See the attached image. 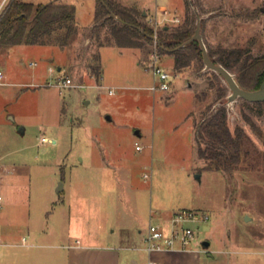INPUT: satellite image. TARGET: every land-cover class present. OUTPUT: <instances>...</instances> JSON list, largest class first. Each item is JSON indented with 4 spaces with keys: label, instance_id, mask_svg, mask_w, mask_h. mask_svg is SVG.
Instances as JSON below:
<instances>
[{
    "label": "rangeland",
    "instance_id": "1",
    "mask_svg": "<svg viewBox=\"0 0 264 264\" xmlns=\"http://www.w3.org/2000/svg\"><path fill=\"white\" fill-rule=\"evenodd\" d=\"M67 1L77 5L80 27L91 21L92 0ZM118 1L146 12L156 29L183 24L188 9L186 0ZM191 1L201 11L210 47H247L254 57L264 55V0ZM8 3L0 0V14ZM107 31V26L81 31L71 45L79 57L75 67L69 46L18 45L4 60L0 57V69L8 74L4 81L9 82L0 85V162L20 176L14 182L17 191L31 193V220L45 222L47 211L68 209L61 201L65 191H58L61 185L66 192L82 191L89 204L97 197L106 213L86 222L102 223L104 234L115 226H110L114 219L134 223L139 215L146 233L150 211L162 215L168 227L174 211L192 208L210 217L188 223L197 231L200 246L211 242L202 253L203 264H264V142L258 132L264 129V105L242 97L225 101L229 126L232 131L244 129L251 154L232 171L208 169L198 154L194 121L222 104L219 88L230 94L224 78L197 60L177 71L173 55L158 54L154 43L142 48L102 46V76L97 79L88 64L106 43ZM156 53L158 64L174 75L171 90L150 89ZM18 67L26 77L19 80L22 84H12L9 74ZM68 77L83 86L60 85ZM43 135L49 141H42ZM256 150L259 160L251 165ZM28 231L20 232L27 242ZM25 249L0 246V264H18L12 252ZM125 252L149 256L133 246Z\"/></svg>",
    "mask_w": 264,
    "mask_h": 264
},
{
    "label": "trees",
    "instance_id": "2",
    "mask_svg": "<svg viewBox=\"0 0 264 264\" xmlns=\"http://www.w3.org/2000/svg\"><path fill=\"white\" fill-rule=\"evenodd\" d=\"M97 0L94 17L95 28L107 26L106 43H101L89 60L91 75L100 79L102 63L100 48L105 45H115L119 48H142L156 44L158 53H168L174 57V68L182 71L197 60L201 67L203 62L202 48L198 40L177 48L189 39L197 26V4L186 0L187 15L183 24L162 26L158 29L151 25L146 14L135 7L123 5L118 0ZM114 13L116 17L112 15ZM203 39L210 57L222 64L233 74L238 83L247 89H255L264 79V55L254 57L247 47L219 46L210 47L204 36V19H201ZM79 34L76 20V6L63 1L36 4L27 0H9L0 14V53L19 44L56 45L61 48L70 47ZM160 41V44L154 39ZM214 75L217 72L212 71ZM212 84L210 83V86ZM222 104L211 113H204L202 120L194 121L199 142V157L206 161V167L211 170L232 171L242 164L251 154L248 135L243 128L232 131L228 123L226 88H219ZM264 105V102H253ZM210 108V107H209ZM264 142V129H258ZM204 144V145H203ZM260 153L250 160L255 165Z\"/></svg>",
    "mask_w": 264,
    "mask_h": 264
},
{
    "label": "crops",
    "instance_id": "3",
    "mask_svg": "<svg viewBox=\"0 0 264 264\" xmlns=\"http://www.w3.org/2000/svg\"><path fill=\"white\" fill-rule=\"evenodd\" d=\"M28 1V0H27ZM56 0L38 1L39 3H49ZM64 1L76 6V20L79 27V34L82 30L94 26V17L97 8V0H92L93 16L91 21L86 25H79V16L77 5L71 1ZM32 2V1H31ZM35 3V2H34ZM164 8V7H161ZM158 8V11L161 9ZM264 7L262 8V10ZM163 14V11H162ZM78 34V35H79ZM89 37V36H88ZM26 46H41V47H60L56 45H39V44H19ZM18 46V45H16ZM15 46V47H16ZM14 47V46H13ZM11 47L8 51L13 48ZM71 47V46H70ZM7 51L0 53V57L7 58ZM74 57L73 67H75L78 60L76 48L71 47ZM4 55V56H3ZM3 72V78H0V85L9 84L4 81L8 78L7 71L0 69ZM9 76L12 77V84H22L19 80L25 78V73L20 72V67L14 69ZM37 76V70L31 74L34 78ZM92 76V75H91ZM54 141V140H53ZM55 142V141H54ZM20 180L19 175L14 174V170L6 167L1 175L0 193L4 198V206L0 211V246L6 247H25L27 249L21 252H12L11 256H18V264H149L150 256H134L128 254L126 249L131 246L139 245V242L144 239L145 231L140 227L141 217L135 218L136 222H121L111 221L107 234H104L103 225L90 224L86 221L92 218H99V215H105L98 207L97 197L95 204L88 203L89 198L82 195V191H77L71 188L66 192V188L62 185L61 193L64 198H61L63 204L68 205V209H58L56 207L53 211H47V219L45 222L32 221L30 215L31 193L27 191H17L14 182ZM18 194V198L17 197ZM192 209V208H189ZM181 210V209H179ZM178 210V211H179ZM174 211L172 215L175 213ZM93 215V216H92ZM104 218L108 221L111 217L109 213ZM111 215V214H110ZM157 215V214H156ZM150 211V222L157 219L158 224H162L164 217L156 216ZM171 215V216H172ZM155 223V222H154ZM165 226V225H163ZM148 227V226H147ZM146 227V231H147ZM166 227V226H165ZM169 227V226H168ZM166 227V228H168ZM27 228L29 230V239L25 235L20 236L21 229ZM26 237V240L24 238ZM62 241V243H58ZM133 244V245H132ZM195 247L187 250H165L156 253L152 256L153 259L158 260L160 264H203L202 253L208 252L210 246L204 249L199 242L194 244ZM3 251L0 250V256ZM10 252L8 251V255ZM210 257H213L209 253ZM143 261V262H142Z\"/></svg>",
    "mask_w": 264,
    "mask_h": 264
},
{
    "label": "built area",
    "instance_id": "4",
    "mask_svg": "<svg viewBox=\"0 0 264 264\" xmlns=\"http://www.w3.org/2000/svg\"><path fill=\"white\" fill-rule=\"evenodd\" d=\"M169 12L165 10L163 12L164 16H167ZM173 21H178V18L172 19ZM159 54V53H158ZM157 53L154 55V60L152 64V71L154 75V83L150 86L151 90H162L167 91L172 89V82L174 75L158 64L157 58L159 57ZM3 72H0V78H3ZM62 86H83L81 84H74L72 78L68 77L60 83ZM111 92V90H110ZM42 141H49L48 137L42 136ZM137 149H142L140 145H137ZM5 166L0 162V180L1 175ZM147 177V175H145ZM3 195L0 193V208L3 206ZM209 214L206 212H201L193 209H181L175 212L171 219V225L166 228L165 226L151 222L148 227L146 234L144 236V244L135 245V249H143L149 256V264H160L158 260L152 258L156 253L165 250H187L191 249L192 245L198 242L197 231L188 225L189 222H200L209 220ZM26 240V238H24ZM1 245V241H0Z\"/></svg>",
    "mask_w": 264,
    "mask_h": 264
},
{
    "label": "water",
    "instance_id": "5",
    "mask_svg": "<svg viewBox=\"0 0 264 264\" xmlns=\"http://www.w3.org/2000/svg\"><path fill=\"white\" fill-rule=\"evenodd\" d=\"M102 2L106 5V3L103 0ZM144 14H146V12H144ZM197 14H198V21H197V26L194 31V34L189 39L184 41L177 48L183 47L191 43L194 40L199 41L200 46L202 48V55H203V62L205 64V69L213 70L217 72L218 74H220L224 78L225 82L227 83L230 89V94L227 96V99H226L228 102L234 101L238 97H242L251 102H264V79L258 88H255V89L244 88L238 83V81L235 78V75L230 70H228L222 64L215 62L210 57L208 53V49L203 39V34H202V24H201L202 16L199 14L198 11H197ZM112 15L116 17L114 13H112ZM154 39L160 44V41L155 36H154ZM61 189H62V185L61 187L58 188V191H60ZM202 246L204 249L209 248L210 241L205 240L202 243Z\"/></svg>",
    "mask_w": 264,
    "mask_h": 264
}]
</instances>
